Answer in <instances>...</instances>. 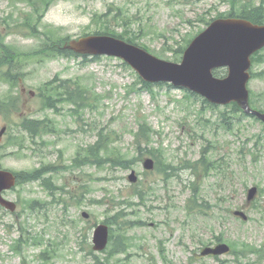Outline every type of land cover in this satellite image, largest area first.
<instances>
[{
	"label": "rangeland",
	"instance_id": "1",
	"mask_svg": "<svg viewBox=\"0 0 264 264\" xmlns=\"http://www.w3.org/2000/svg\"><path fill=\"white\" fill-rule=\"evenodd\" d=\"M117 9H121L122 14L118 22L112 23L111 30L122 34L129 27L140 35L137 39L139 44L156 54H164V60L172 61L173 49L180 46L183 36L202 27L197 22L199 16L211 18L219 12H228L230 4L228 0H60L50 8L44 24L60 28L61 36L78 39L85 33L103 31L102 24L93 18L108 15L111 20L119 13ZM30 10L25 3L0 0V17ZM124 18L128 22L126 28ZM13 27L11 24L9 29H0L5 33L8 44L22 51L38 46L39 40L28 37L26 31L12 30ZM82 61V58L58 57L27 64L25 80L16 90L26 89L23 107L10 120L6 116L0 120V130L3 126L11 127L1 142L2 167L21 172L42 165L60 168L70 165L77 149L94 144L102 129L112 135L115 148L133 158L137 155L133 135L138 129L136 118L144 115L156 131L153 148H162L164 163L174 166L176 171L185 162L197 161L203 148L212 144L209 149L211 156L221 163L224 172L211 174L201 184L199 204L206 205L203 210L208 215L196 214L198 209H195V214L186 212L191 182H194L190 170H180L168 178L156 170L145 175L142 162L128 170L110 165L104 168L86 166L71 172L60 170L51 176L56 185H66L65 191H58L56 200L59 203L42 213H27L23 205L26 199L51 201L41 182L26 183L17 191L5 194L7 199L18 203V210L16 214L0 210V264H22V258L12 251L15 240L21 235L20 225L25 229L26 237L34 236L41 240L40 243L29 241L24 245V255L30 264H43L39 256L50 244L56 255L45 264H93L89 250L81 249L80 232L92 227L88 240L91 243L94 225L104 222L116 211H123L128 214V220L142 221L146 226L130 230L135 244L130 251L132 255L128 259L127 254L119 255L114 260L115 264H165L160 256L161 245L170 264H221L211 257H198L202 248L199 242L211 244L215 237L221 235L230 241L264 247V146H254V142L247 141L260 132L261 126L245 120L243 125L228 132L220 119L225 107L212 110L199 100L186 99L185 91L166 85L155 89L154 98L142 88L139 76L123 61L107 57L89 59L86 63ZM262 71L263 62L253 68L255 73ZM55 78L81 80L102 99L94 109L81 111L80 123L70 115L69 106L60 107L58 113L45 110L37 94L44 83ZM133 86L138 91L133 92ZM249 87L255 96L264 94V79H253ZM8 90V85L0 80V95ZM31 91L36 92L34 98L29 94ZM19 117L40 120L48 117L56 123L58 132L46 137L45 145L39 139L37 145L29 147L27 142L26 148L22 149L8 141L10 135L19 136ZM132 170L139 176L136 185L128 181ZM169 174H174V171L169 169ZM253 186L263 189V193L246 204L248 189ZM136 190L145 192L143 203L138 197H132ZM59 194L67 204L61 201ZM101 200L105 204L110 202V206L95 203ZM128 200L132 205L122 203ZM241 208L249 216V221L243 222L233 216L232 213ZM84 211L90 214L89 219L82 218ZM220 259L225 261L224 264L257 262L253 255L243 261H238L233 255ZM257 264H264V260Z\"/></svg>",
	"mask_w": 264,
	"mask_h": 264
},
{
	"label": "trees",
	"instance_id": "2",
	"mask_svg": "<svg viewBox=\"0 0 264 264\" xmlns=\"http://www.w3.org/2000/svg\"><path fill=\"white\" fill-rule=\"evenodd\" d=\"M15 1V0H13ZM27 2L31 11L29 13L18 14L17 18L19 20L17 28L24 29L30 33L32 37L39 39L40 43L38 47L30 51H22L21 49L7 44L5 41V36L0 32V70L5 74L6 83L11 87V90L7 92L5 97L0 99V110L5 108L8 113H13L18 110L19 107V97L14 94V88L19 84L20 80L24 79L25 69L27 64L30 61H39V60H50L56 57H75L74 54L62 50V43L68 39L62 38L59 35V29L55 27L47 26L43 23L45 14L47 13L50 6L58 0H16ZM231 9L227 13H218L215 18H227V17H237L249 20L255 24L263 25L264 24V0H260L257 4V0H229ZM15 14H11L8 18H0V26H9V19H13ZM104 16L98 18L102 23L101 27L104 31L98 34H111L117 36L128 42L134 43L136 41L137 34L130 31H125L123 35H118L116 32L110 30L111 23L113 20H117L119 14L115 16L113 20H107L102 22ZM107 17V15H105ZM215 18L207 19L205 16L198 18V22L207 26ZM97 20V19H96ZM201 31V30H200ZM198 31V32H200ZM197 34V33H196ZM132 35V36H131ZM193 36H188L184 38V44L174 50L175 56L174 61H179L180 55L183 53L187 45L191 42ZM254 63L264 62V55L257 54L253 58ZM264 76V72L262 73ZM257 74H254L256 77ZM145 88L151 89L152 85L143 83ZM42 96H44V107L50 109H56L59 104H72L76 107L73 111L78 115L80 110L93 108L96 103H98L102 97L95 94L93 89L89 85L81 82L80 80H65L57 84L56 81L45 84L42 88ZM134 90V88H132ZM195 97L194 95H190ZM264 104V98L261 99ZM206 103L205 101H203ZM252 105L256 108H259L261 111L263 109L260 106L258 100H252ZM212 107V106H211ZM215 108V107H214ZM242 113L236 105H231V114L238 115ZM9 118V115H8ZM222 120L225 123L227 121L226 114H222ZM258 122V120H254ZM139 129L135 134V144L139 154L143 155L144 146H148L152 141V136L154 134L153 129L148 125L144 117H138ZM47 121H36L25 119L20 125V130L22 136L10 138V142L18 143L21 148L26 146V143H34L35 140L44 134L50 133V127L45 126ZM263 130L260 134L256 135L257 143L261 144L264 142V125ZM113 141L109 133H106L102 130L99 133V139L97 143L93 146H89L86 149H79L76 157L73 159L72 166L65 167V169H71L73 167L81 166H98L105 167L107 164L111 166H119L122 168H130L132 164L138 161L140 158H135L133 160L127 159L120 152L112 147ZM206 151L203 152L201 159L195 164H187L188 168H192L197 174L198 178L204 173H210L213 170L219 169V166L215 163H211L209 159H206ZM140 155V157H141ZM57 171L56 169L51 170L48 167L42 169L34 170L31 172H23L19 175V184L33 182L42 180L43 185L47 188V191L50 190L51 194L54 193L58 188H55L52 184L51 178H45L48 173ZM50 193V192H49ZM137 195L140 198H143V193L137 191ZM194 197H198V187L194 189ZM44 202V201H42ZM42 202L29 200L26 202V210L30 213L36 212V207L41 206ZM190 210V208H188ZM122 212L117 213L113 219L116 222L118 230V242L115 237H112V246L111 249L106 251V256L104 258L98 257L93 254L91 251L90 254L93 255L94 264H112V259L121 253L128 252V249L132 247L131 240L128 237V230L132 226L129 225L127 220L123 223H119L118 219H124ZM218 242H225L224 238L217 239ZM232 245V254L237 257L238 260L247 258L250 255L257 257V264L264 260V248H257L246 243L233 242ZM45 254L42 256L45 257ZM163 258L166 259L165 254H162ZM24 264H27L24 261Z\"/></svg>",
	"mask_w": 264,
	"mask_h": 264
},
{
	"label": "water",
	"instance_id": "3",
	"mask_svg": "<svg viewBox=\"0 0 264 264\" xmlns=\"http://www.w3.org/2000/svg\"><path fill=\"white\" fill-rule=\"evenodd\" d=\"M66 49L82 55L118 57L126 61L144 81L150 83L171 82L175 86L187 88L204 96L213 104L227 105L232 102L264 122V114L251 109L249 104L251 56L264 48V26L254 25L240 19H219L214 21L206 31L200 34L185 52L181 64L160 60L146 50L127 44L122 40L109 36H88L70 41ZM227 67L228 77L217 79L213 71ZM6 129H3L1 136ZM154 163L147 160L145 168L152 170ZM129 180L137 181L135 172ZM16 184L15 176L7 171H0V204L16 210L15 204L2 198V192ZM257 193L254 188L249 192V200ZM236 216L247 220L242 212ZM88 218L87 214H84ZM108 228L99 226L94 235V249L104 250L108 244ZM230 251L227 245L206 248L202 256L224 255Z\"/></svg>",
	"mask_w": 264,
	"mask_h": 264
}]
</instances>
